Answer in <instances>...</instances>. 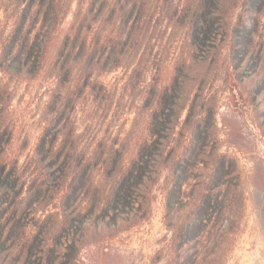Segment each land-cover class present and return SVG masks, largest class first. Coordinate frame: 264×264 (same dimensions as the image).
I'll return each instance as SVG.
<instances>
[{"label": "rangeland", "instance_id": "rangeland-1", "mask_svg": "<svg viewBox=\"0 0 264 264\" xmlns=\"http://www.w3.org/2000/svg\"><path fill=\"white\" fill-rule=\"evenodd\" d=\"M68 1L70 12L54 25L47 0H0V155L16 162L8 171L17 175L0 197V264H44L35 250L25 263L23 255L35 233L60 227L65 209L71 216L62 234L78 239L57 250L69 258L65 264H264V0L246 5L238 0L228 8L232 19L213 47L203 39V23L194 22L201 40L197 50L187 37V19L179 16L196 0H168L178 7L177 23L153 16L147 53L161 57L159 86L170 84L178 58L216 57L196 68L197 75H186L185 108L164 152L171 161L160 162L144 184L140 211L112 226L123 203L106 210L100 204L103 227L84 224L99 221L89 205L91 193L106 195L120 175L125 174L117 186L129 183L128 171L135 168L138 151L145 152L149 135L154 72L138 85L127 84L124 69L93 68L79 79V68L57 54L66 53L61 45L67 35L71 42L76 1L84 9L90 0ZM94 1L105 8L114 3ZM124 1V11L116 10L114 17L130 23L132 0ZM241 11L245 22L238 21ZM96 25L83 47L75 41L69 53H104L106 62L111 60L114 47L93 40ZM23 53L28 58L21 61ZM14 64V74L4 72L3 65ZM65 135L82 161L91 159L95 167H88L82 182H73L77 170L72 169L50 188L40 178L34 183L40 176L37 152L58 162Z\"/></svg>", "mask_w": 264, "mask_h": 264}, {"label": "trees", "instance_id": "trees-1", "mask_svg": "<svg viewBox=\"0 0 264 264\" xmlns=\"http://www.w3.org/2000/svg\"><path fill=\"white\" fill-rule=\"evenodd\" d=\"M238 0H196L194 3L188 2V10L183 8L179 14L180 17L187 19L189 31L187 37L191 41L193 50H197L198 41L201 42L195 31L194 22L201 21L203 23L202 33L203 39L206 38V43L209 47H213L220 41L219 35L221 30L229 26L232 19L226 14V10L234 6ZM244 5L247 4V0H242ZM132 8H134L133 20L128 23L124 17L119 19L114 17L115 11H124L123 7L126 6L124 0H114L113 4L104 7L101 3H97L94 0H90L87 7L83 9L81 1H76L75 8L72 12L73 18L70 25V33L72 34L71 42L68 43L69 36L61 45V50H66V53H58L63 56L64 59L70 62V66H77L79 68V79L87 78L93 68H97L103 72L115 71L118 69H124L127 74V84L134 85L144 81L147 72L153 71L152 82L150 83V107L149 108V135L143 140L145 152L138 151L135 165L132 170H129V183L127 186H117L118 181H114L107 190L106 195L102 193L96 194L97 190L91 193L89 205L93 209L92 211L99 218V221H85L84 224L90 223L95 227L99 225L103 227L104 217L100 214V204L102 209H112L113 206L118 203H123L121 212L114 218V224L112 226H119L124 224L130 218H134L138 211L141 209L143 202L142 193L143 186L149 180L155 171L159 170V164L162 161L169 162V157L165 158L164 152L166 145L168 144V137L170 136L174 125L179 118L182 110L185 108L183 98V90L186 85L185 79L187 74L194 72L197 75L196 68L206 64L207 61L214 60L215 53H188L184 58L177 59L174 65L173 77L168 85H160L157 83L161 76V68L159 67L161 57L156 54L147 53L149 48L150 38L153 34V16L155 14L164 16L170 23H177V6L170 3L168 0H132ZM49 21L51 24L58 25L70 12L72 1L68 0H47ZM200 7L201 12L199 13ZM212 12V14H211ZM244 12L241 11L238 14V21L245 22ZM97 23L94 41L103 39V46L110 45L114 47L113 57L110 61L106 62L107 56L104 53H69L72 44L77 41L80 46L83 47V43L86 41V33L93 24ZM197 30V29H196ZM70 34V35H71ZM38 42V41H37ZM68 46V47H67ZM209 49V48H208ZM40 50V49H38ZM37 56L35 59H41L42 53H35ZM233 55V53H230ZM27 53H23L20 56V60L23 61L26 58ZM57 57V58H58ZM85 57V58H84ZM28 58V56H27ZM28 60V59H27ZM26 62V61H25ZM68 62V63H69ZM18 66L21 67L20 62ZM17 66V67H18ZM15 67V68H14ZM10 67L3 65V70L7 74H14L16 66ZM184 100V98H183ZM1 121V115H0ZM61 149L63 153L61 158L56 163H50L48 159L43 157L42 152H37L36 159L39 166V177L33 179L34 183L40 178L39 182L45 188H50L54 181L58 177L65 175L70 170H77L74 175L73 182H79L83 179L85 171L89 168L93 169L94 163L89 159L88 162H83V157L75 152L72 145H69V135L63 137L61 143ZM170 169H174L176 165L182 162L181 158L177 161H172ZM8 166V169H7ZM75 168V169H74ZM79 168V171L78 169ZM16 162H8L7 159L0 155V197L4 195V192L8 191L9 184L12 179L17 178L16 173H11L8 170H15ZM105 172H102L103 175ZM119 182L124 178V175H120ZM82 182V181H81ZM98 185H94V189H97ZM95 194V195H94ZM142 199V200H141ZM44 207L42 206V210ZM22 212V211H20ZM64 218L61 225L57 230H50L46 228L39 230L37 234L33 236L31 244H28L26 251L23 255L24 263L29 261V257L36 252L37 256L42 258L44 264H52L56 259V264H65L69 258L58 254L59 250L67 246H74L78 243V239H72L67 235H63V227L69 220L71 213L69 209H65L62 212ZM102 218V220H100ZM207 217H202L201 222H206ZM100 222V223H99ZM191 221L185 224V228L191 225ZM81 226V225H80ZM83 226V225H82ZM81 228H84L82 227ZM122 226V225H121ZM55 230V231H54ZM227 230H225V233ZM222 236H224V234ZM35 250V252H34ZM58 250V252H57ZM24 249H22V252ZM55 255V257H54ZM205 255L208 256V253ZM204 255V257H206ZM61 256V257H60ZM52 259V262L50 261ZM202 260H206L202 258Z\"/></svg>", "mask_w": 264, "mask_h": 264}]
</instances>
